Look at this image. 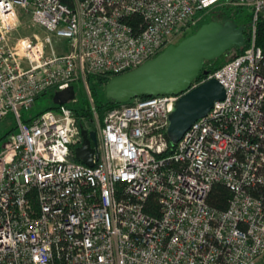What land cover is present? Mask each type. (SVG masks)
<instances>
[{"label":"built area","instance_id":"built-area-1","mask_svg":"<svg viewBox=\"0 0 264 264\" xmlns=\"http://www.w3.org/2000/svg\"><path fill=\"white\" fill-rule=\"evenodd\" d=\"M224 3L251 9L247 49L203 81L217 80L225 98L169 157L176 96L135 99L102 122L94 114L93 167L74 160L82 126L68 105L23 122L41 94L81 82L89 95L88 75L138 68ZM22 14L30 36L20 35ZM263 14L264 0H0V123L12 114L16 124L0 152V264H255L264 254ZM216 184L232 194L224 211L206 202Z\"/></svg>","mask_w":264,"mask_h":264},{"label":"water","instance_id":"water-1","mask_svg":"<svg viewBox=\"0 0 264 264\" xmlns=\"http://www.w3.org/2000/svg\"><path fill=\"white\" fill-rule=\"evenodd\" d=\"M245 31V27L229 21L206 23L138 68L112 78L104 87L105 98L113 105H122L140 97H179L168 115L166 130L169 142L176 145L196 121L208 115L215 102L225 98L223 86L215 79L191 89L200 73L209 75L203 71L204 63L221 57L233 47H243ZM74 100L75 90L70 86L55 92L52 104L64 106ZM80 137L82 142L75 150L74 160L93 167L98 159L96 132L82 127Z\"/></svg>","mask_w":264,"mask_h":264},{"label":"trees","instance_id":"trees-1","mask_svg":"<svg viewBox=\"0 0 264 264\" xmlns=\"http://www.w3.org/2000/svg\"><path fill=\"white\" fill-rule=\"evenodd\" d=\"M60 1L63 4L71 5V0H60ZM251 15H252L251 9L248 7L232 6L228 3H224L221 6L217 7L215 10H213L210 14H208L205 17V19L202 22H200V24H198L196 27L192 29V32L190 34H187L182 38L183 40L186 37L194 34L202 25L209 23L211 21H217L221 23L229 21V22L236 24L237 26H243L246 28L245 43L243 47L241 48L233 47L221 57L213 61H210V62H205L203 65V71H208L210 75L214 73L215 71L219 70L221 67H223V65H225L232 59L244 53V51L247 49V46H248L249 24L251 21ZM22 16H25L28 19L27 15L22 14L20 16L21 20H22ZM256 43L263 53V59H262L261 65H262V74L264 75V14L260 17L256 25ZM114 77L116 76H112L108 73L88 75L86 81H87V85L89 89L90 98L93 103V107L90 105L88 99H85L81 103V107H74V106L68 105V107L71 108V110L74 112L76 118L78 119L83 129H86V130H89V128L93 129L94 114L97 116L99 121L102 122L105 114L109 110L120 106V105L111 104L110 101L106 100L105 95H104L105 85ZM205 79L206 77L200 73L197 79L193 82V85L199 84L203 82ZM53 94L54 92H47V93L41 94L38 98L45 96V95H50V100L52 101ZM140 98L145 99L148 97H140ZM76 102H79V101H75L74 103ZM131 102L127 104H130ZM54 109H56V106L50 103L49 106H47L45 109L40 111L36 116L31 117V118L32 119L37 118L43 113L52 111ZM261 109L264 113V99L262 101ZM22 120L25 123H29V118L26 120L22 118ZM15 132H16V125H14L10 131H7L2 137H0V140L6 139V138L9 139V137ZM174 147L175 146L169 142L168 150L166 153L162 155V157L163 158L169 157L173 153ZM231 198H232V194L228 188H226L222 184H216L211 189L206 202L209 207L215 210H218V211H224L227 209ZM158 209L159 207L157 204L156 197L153 196L149 199L148 210L152 211L155 214H158Z\"/></svg>","mask_w":264,"mask_h":264},{"label":"rangeland","instance_id":"rangeland-1","mask_svg":"<svg viewBox=\"0 0 264 264\" xmlns=\"http://www.w3.org/2000/svg\"><path fill=\"white\" fill-rule=\"evenodd\" d=\"M192 29L186 30L182 35H180L176 39H174L171 45L178 44L185 35L190 34L192 32ZM19 32H20V35H22V36H30L31 33L34 32L33 28L30 26V23L28 22V19L25 16H22L21 27L19 29ZM73 86H74V90H75V101H79V102H76V103L71 102V103H69L67 105L74 106V107H81V103L85 99H88L90 105L93 107V103H92V100L90 98V94L89 95L87 94V92H86V90H85V88L83 86V83L75 82L73 84ZM87 87H88V85H87ZM88 92H89V89H88ZM50 103H52V101L50 100V95L42 96V97L38 98L35 101V104H34V106L32 108H30V109H22L20 111L21 116H22V118L24 120H26V119H28L30 117H34L40 111H42L47 106H49ZM14 125H16L15 121H14V118H13L12 114H9L0 123V137H2L7 131H10L13 128ZM95 127H96L95 124H93V129L94 130L92 128H89V129H91L90 131H92V130L96 131ZM7 141H8V138L0 140V152L3 149V145ZM255 264H264V254L261 257L258 258V260L255 262Z\"/></svg>","mask_w":264,"mask_h":264},{"label":"flooded vegetation","instance_id":"flooded-vegetation-1","mask_svg":"<svg viewBox=\"0 0 264 264\" xmlns=\"http://www.w3.org/2000/svg\"><path fill=\"white\" fill-rule=\"evenodd\" d=\"M88 131H90V129Z\"/></svg>","mask_w":264,"mask_h":264}]
</instances>
